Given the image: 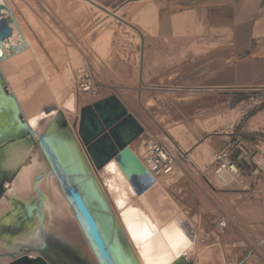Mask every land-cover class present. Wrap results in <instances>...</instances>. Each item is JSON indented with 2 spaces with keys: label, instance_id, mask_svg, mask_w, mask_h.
<instances>
[{
  "label": "rangeland",
  "instance_id": "1",
  "mask_svg": "<svg viewBox=\"0 0 264 264\" xmlns=\"http://www.w3.org/2000/svg\"><path fill=\"white\" fill-rule=\"evenodd\" d=\"M8 1L36 48L30 56L36 60L32 64L29 59L30 67L25 66L28 75L23 70L28 87H33V100H27L32 114L52 104L55 93L62 101L74 94L77 110L68 118L71 127L78 129L81 109L93 101L78 93L74 70L87 66L100 95L115 96L144 128L143 135L127 146L132 153L140 156L149 132L182 150L185 161L181 169L171 179L150 184L149 195L155 200L160 193L165 194L167 199L159 208L163 218L180 213L186 218L183 228L189 227L196 243V253L189 262L228 264L242 254L240 243L250 245L264 234V208L259 198L222 188L210 168L213 154L227 146L245 144L255 149V155L264 156L262 93H211L177 85L178 75L192 69L200 62L199 54L218 41L210 44L199 29L195 34L187 19L180 27L171 23L173 17L165 24L162 15L166 9H161L167 8L165 0H136L111 11L91 1L93 7L84 9L75 0ZM109 15L113 17L110 20ZM109 30L110 39L102 40ZM126 173L136 179L135 171L128 169ZM220 214L229 218L232 227L217 236L212 222Z\"/></svg>",
  "mask_w": 264,
  "mask_h": 264
},
{
  "label": "bare ground",
  "instance_id": "2",
  "mask_svg": "<svg viewBox=\"0 0 264 264\" xmlns=\"http://www.w3.org/2000/svg\"><path fill=\"white\" fill-rule=\"evenodd\" d=\"M75 1L80 4V8L82 6L81 9H84V6L93 7L89 0ZM0 6H2L0 20L5 19L11 30V35L0 46V74L4 77V91L7 95L13 94L20 106L22 115L19 118L21 119L23 116L32 130L42 133L56 114L61 112L64 115L138 264H176L179 260L189 261L190 257L196 253V243L192 237L193 234L190 235L189 227L183 228L186 218L181 213L169 219L163 218V212L159 208L167 198L164 193H160L155 200L149 195L151 188L145 184L140 156L132 153L130 148L126 147L100 169L94 168L86 148L79 138L78 129L71 127L68 118L70 113L77 110V96L71 94L65 99L62 98L64 99L62 101L60 96L55 93L52 104L44 105L35 113H31L27 100H33L31 97L33 87L29 88L28 82L24 78L28 75L29 70L27 69L25 76L23 70L25 72V69L30 67V63L33 64L36 60L33 61L30 58L31 53H35L36 48H34L32 40H29L23 25L15 16L10 2L0 0ZM97 11L99 14H105L100 9ZM112 16H116V14H112ZM112 16L108 19L113 18ZM111 34L112 31L109 30L102 40L108 41L112 36ZM36 52L38 51L36 50ZM34 55L36 57V54ZM102 99L104 98L101 97L99 100ZM3 105L9 107L8 104L3 103ZM0 168L3 177H7L8 174L15 171L10 181L3 182L4 190L0 194V216L9 211L11 214L13 211L26 212V219H24L26 222L23 223H30V226L23 227L24 229L20 228V232L31 233L36 224L35 208L39 203L40 192L43 196L44 232L52 248H54L53 257L58 264L61 262L62 264L63 262L67 264L73 262L76 264H97L75 221L72 209L63 197L53 175L49 173V167L37 145L28 148L26 139L17 140L5 149L4 157L2 156L0 159ZM128 169L133 170V173L135 171L136 181L128 176L126 173ZM134 174L133 177L135 178ZM39 175L44 177L35 183L36 177ZM160 186L161 184L159 188L162 189L163 185ZM28 256L36 257L38 254L29 252ZM194 263L192 262V264Z\"/></svg>",
  "mask_w": 264,
  "mask_h": 264
},
{
  "label": "water",
  "instance_id": "3",
  "mask_svg": "<svg viewBox=\"0 0 264 264\" xmlns=\"http://www.w3.org/2000/svg\"><path fill=\"white\" fill-rule=\"evenodd\" d=\"M1 10L2 6L0 13ZM10 35L7 21L1 19L0 46ZM3 80L0 74V159L4 157L5 149L17 140L26 139L28 148L37 145L49 173L72 209L96 263L138 264L64 115L61 112L56 114L42 133L32 130L23 116L19 118L22 115L20 106L13 94L7 95L4 91ZM143 131L115 96L96 101L80 112L78 135L95 169L103 167ZM143 171L145 184L152 185L153 180ZM14 172L3 177L0 168V194L4 190L3 182L10 181ZM43 177L37 176L35 183ZM42 207L43 196L39 192L32 234L20 232V228L30 226V223H23L26 222V212L13 211L11 214L9 211L0 216V264H58L53 257L54 248L44 232ZM29 252H35L38 256L30 257ZM176 264L192 263L179 260Z\"/></svg>",
  "mask_w": 264,
  "mask_h": 264
},
{
  "label": "crops",
  "instance_id": "4",
  "mask_svg": "<svg viewBox=\"0 0 264 264\" xmlns=\"http://www.w3.org/2000/svg\"><path fill=\"white\" fill-rule=\"evenodd\" d=\"M106 11L136 0H89ZM165 24L184 19L215 46L199 54V63L178 75L181 88L201 92H248L264 86V0H165ZM161 11V10H160ZM157 18V10L155 11ZM197 42L193 44L196 47Z\"/></svg>",
  "mask_w": 264,
  "mask_h": 264
},
{
  "label": "built area",
  "instance_id": "5",
  "mask_svg": "<svg viewBox=\"0 0 264 264\" xmlns=\"http://www.w3.org/2000/svg\"><path fill=\"white\" fill-rule=\"evenodd\" d=\"M74 77L78 93L87 94L93 103L99 101L102 96L87 66L75 69ZM257 90L262 93L259 103H264V86ZM254 152V148L245 144L235 148L227 146L213 154L210 168L222 188L242 190L245 194L253 193L264 208V156L261 153L255 155ZM140 161L153 184H156L161 179L174 177L181 169V162L185 160L180 148L149 132L143 141ZM212 225L217 236L223 235L232 227L229 218L223 214L216 216ZM240 245L244 248L242 254L228 264H264V234L250 245L243 242Z\"/></svg>",
  "mask_w": 264,
  "mask_h": 264
}]
</instances>
